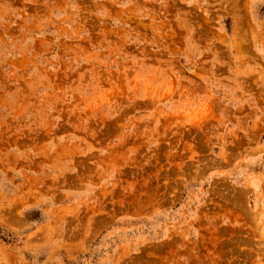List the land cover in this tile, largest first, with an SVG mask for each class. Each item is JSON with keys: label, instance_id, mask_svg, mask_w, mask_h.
Listing matches in <instances>:
<instances>
[{"label": "rangeland", "instance_id": "374dc122", "mask_svg": "<svg viewBox=\"0 0 264 264\" xmlns=\"http://www.w3.org/2000/svg\"><path fill=\"white\" fill-rule=\"evenodd\" d=\"M0 264H264V0H0Z\"/></svg>", "mask_w": 264, "mask_h": 264}]
</instances>
